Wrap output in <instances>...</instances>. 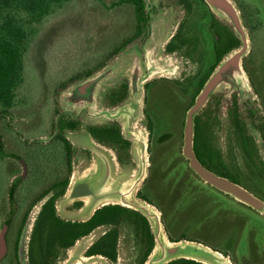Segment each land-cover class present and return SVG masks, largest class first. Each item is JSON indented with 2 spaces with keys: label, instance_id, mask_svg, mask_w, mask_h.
I'll list each match as a JSON object with an SVG mask.
<instances>
[{
  "label": "rangeland",
  "instance_id": "obj_1",
  "mask_svg": "<svg viewBox=\"0 0 264 264\" xmlns=\"http://www.w3.org/2000/svg\"><path fill=\"white\" fill-rule=\"evenodd\" d=\"M114 1L116 0H71L47 16L40 24L39 35L32 42L25 56V80L16 92L15 105L7 118H0V136L4 143L5 153L10 152L14 153L17 158H26L27 152L21 148L19 140L23 143L49 141L54 134L58 109L65 114L81 118L84 125L105 122L102 117L99 118L91 110L78 112L73 106H68L63 98L64 90L72 84L76 85L82 81L85 78L84 73L88 69L95 72L105 65L114 67L116 71L114 77L110 78L103 86L107 90L120 84L123 79H128L129 83H133L130 85L131 91L127 103L134 108V111L136 110L133 117L136 129L145 134L147 120L144 113V83L146 78L149 76L152 78L159 76L175 78L187 75L192 77L197 72L200 66L198 62L184 64L179 55H166L164 52L166 42L175 32L177 24L184 14L176 0H146L151 13L149 40L147 43L141 40L132 42L121 53L110 56L109 53L114 47L133 32L135 22L133 8L127 4L113 6ZM232 1L239 11L246 31L248 52L242 58L243 68L222 81L209 99L213 96L221 97L222 108L220 113L217 112V115L221 117L222 127L217 129L218 138L227 154V159L238 162L242 181L247 183L257 194L254 189L258 185V179L251 170L252 168L245 166L238 149L233 150L232 146L228 151L227 137L224 135L223 129L227 132V109L234 95L238 97L244 115L249 109L256 108L257 111H261L259 115L262 116L258 117L257 124H260L259 120L264 118V0H240L244 4L247 20L237 1ZM205 10L204 4L197 3L198 14L194 22H198L199 30L204 36L206 53L204 63L208 65L214 62L215 53L212 48V36L207 32L209 23ZM218 17L233 26L227 18L219 15ZM137 71L138 74H136ZM78 73L82 75L60 89L61 84L67 83L69 78L71 79ZM135 75L137 77L134 79ZM184 83L185 86L175 85V87L168 83L167 89L164 81L150 85L152 106L150 105L149 109L154 120V135L150 151L153 152V170L159 177L157 185H153V195L159 196L160 192L168 191L170 194L179 186L181 188H179L180 202L187 203L192 197L195 199L196 196H204L200 213L209 214L210 219L225 215L231 222H235L238 218L242 220L243 231L235 249L241 258L248 251L247 244L251 235L257 236L259 239L260 233L264 234V219L259 211L245 206L234 196L215 189L189 172V165L183 158L182 150L186 110L193 97L194 80L187 82L186 79ZM254 85L258 86L261 96L256 93ZM167 90L175 95L174 98L171 99L166 95ZM104 91L103 89L96 97V107L100 110L107 108ZM138 103H140L139 108ZM207 104L208 101L204 107ZM38 118L42 120V127L39 129L34 123ZM250 129L261 152L263 145L260 134L253 124H250ZM166 133H169V137L159 141V137ZM87 134L85 128L79 132L67 133V136L80 149L73 159V170L80 169L83 163L93 160L84 152L86 147L78 145ZM150 151L148 148V157H150ZM108 152L113 155V152L111 153L109 150ZM16 156L0 158V231L9 211L8 188L11 181L23 173V165ZM148 162L151 163L150 160ZM45 164L42 162V168L38 170V174L36 173L31 179L28 177L29 180L24 181L17 192L16 201L20 212L15 216L12 228L7 231L12 248L0 264H19L14 254V242L23 213L29 208L34 197L51 182V170ZM33 167L35 168L34 165ZM133 167L136 168L137 164H134ZM150 186H152L151 183ZM185 198H189V200H185ZM37 211L36 207L30 214L27 228H24L22 235L29 234V225L32 224L33 216ZM197 214L187 215L185 217L187 224L185 223V225H190L188 227L191 228V223L195 222ZM188 233L194 234V231ZM221 244L230 252L235 251L233 247L229 248L226 242L223 241ZM135 252L132 240L123 238L118 264H133ZM26 256L25 254V259L20 260L21 264L28 263Z\"/></svg>",
  "mask_w": 264,
  "mask_h": 264
},
{
  "label": "flooded vegetation",
  "instance_id": "obj_2",
  "mask_svg": "<svg viewBox=\"0 0 264 264\" xmlns=\"http://www.w3.org/2000/svg\"><path fill=\"white\" fill-rule=\"evenodd\" d=\"M145 3V15L147 18L145 30L130 43L135 42L137 40H141L142 42L147 43L150 38L151 13L148 9L146 0ZM176 3L182 7V11L184 12V14L178 22L175 32L166 42L164 46V52L166 55H179L184 61V64H189L190 62L195 64L198 62L200 66L197 72L192 75V77L190 75L175 78L159 76L151 78L150 80L145 82L144 113L147 120V128L149 130V151L151 150L152 139L154 135V120L152 118V115L150 114L149 109V106L152 102L150 98V85H153L154 83H157L159 81H164L166 82L165 87L167 89L168 83L172 84V86L174 87L175 85L185 86L184 81L186 79L187 82H191L192 80H194V93L192 97V99L194 98V104L197 96L199 95V93L201 92V90L203 89V87L205 86V84L210 79L211 75L216 69L214 68V66L217 63V49H223L225 47L222 45V34L225 30L232 28L231 25H229L218 17V15L214 12L212 7L206 0H176ZM197 3H202L206 6L205 13L207 14L209 23V29L207 32L211 34L213 41L212 48L215 53V59L214 62L208 65L204 63V56L206 54L204 48V36L201 30H199L198 22H194L195 17L198 14ZM113 50L109 53L110 56L117 54L113 53ZM212 68H214V70ZM75 75H78L79 77L82 74L78 73ZM86 75L87 74L85 71L84 76ZM78 77H72L71 79L69 78L67 83H63L60 85V89L64 88L69 82L71 83L75 81ZM205 77H207L206 82L204 83L199 93L195 95L201 80ZM254 88L256 90V93L261 96L258 86L254 85ZM166 92L167 96H169L171 99L174 98L175 95H173L170 91L167 90ZM129 93L130 83L128 79H123L120 84H118L117 86H113L106 92L104 100L107 108H113L122 103L125 99L128 98ZM193 104L189 103V107L186 110V114ZM221 104V97L213 96L211 99L208 100V104L202 109V111L197 114L201 117L202 120V132L207 136L208 139L212 141L213 146L218 150V152H220L222 160L224 161V171H226L228 175L221 176H224L241 185L264 203V118H262V120H259L260 124H257L258 117H262L259 115L261 111H257L256 108H252L246 112V115H244L241 109V105L239 103V99L236 95H234L227 109V132L223 129V131L225 132L224 135H226L227 137L228 151H230L229 149H231L232 146L233 150L238 149L245 162V166L252 168L251 170L255 174V177L258 179L257 187L255 189L253 188L257 191L256 194L252 191L251 187L247 183L242 181L240 177V168L238 167V162H236V160L229 161L227 159V154L225 153L223 146L220 143V139L218 138L217 129H220L222 127V121L220 115H217V112L220 113L222 108ZM11 111L12 109L8 113L2 115L0 118H7L11 114ZM57 117L58 118L55 121L54 125V134L52 135V138L49 141H37L35 143L31 141H27L24 143L20 140L18 141L21 148L25 149L27 152L26 158H17L14 153L10 152L5 153L3 149L4 143L0 136L4 156H16V158L23 165V173L16 176L11 181L10 186L8 188L9 211L4 219V224L2 227L3 229L4 226H7L5 232L7 253L3 259L8 256L12 248L7 231L12 228L15 216L18 215L20 212L18 211L19 206L16 201L17 192L24 183V181L29 180L27 179L28 177L31 179V177L34 176L36 173L38 174V170L42 168L41 163L43 162L46 163L45 165L51 170V182L34 197V199L30 203L29 208L25 210L21 218V223L19 225L16 239L14 242V251L16 250L15 248L17 246V261L19 264H21L19 256V244L22 239L21 237L23 236L22 233L24 231V228H27L29 216L36 207L38 208V211L33 216V222L31 225H29L30 230L28 231L29 234L26 249L28 264H30V250L33 241H35V253L37 254L39 261L42 262L40 259V245H42L44 253L47 256L46 261L44 263L42 262L43 264H69L68 261L73 247L76 246L78 241H80L84 237L89 236L95 231H99V237L94 240V242L84 252V257L89 258L99 256L103 259L102 262H96L94 264H118L120 262L121 257V243L123 238L132 240L133 245L135 247L136 252L134 255L133 264H146L155 247L156 240L148 218L140 211L119 203H108L98 207L93 213L89 215H86L82 218H73L72 215L82 210L86 206V202L83 200H75L67 204L62 203V199L69 189L74 174L73 159L80 150L79 147H77V145L72 140H70V138L67 136V133L79 132L85 128L93 140H95L97 143L109 150L111 153L113 152V155H111L120 164V166L134 165L136 164V162L132 155V142L124 136L122 124L118 120H110L106 123L84 125V122L81 118L65 114L60 109L57 110ZM235 117L239 119L240 122L243 124V128L245 130V135L247 138L243 137L241 133L238 132V129L235 124ZM34 123L36 124V127L38 129L42 127V120L40 118L36 119ZM250 124L256 126L260 134L263 145V149H261V152L259 151L256 138L250 129ZM105 125H117L120 129L122 136H124L123 138L130 142V146L128 148H125L123 143L120 142H99V138L95 136L90 130L91 128ZM166 134L169 135V133ZM59 135L64 136L71 144L73 153L71 164H67V162L65 161L64 151L61 147L60 139H58ZM164 135H161L158 140L161 141L160 139ZM84 152L87 153L90 159L94 158L93 152L90 149L85 148ZM150 153L151 154L149 160L151 161V163L149 164L148 174L145 177L142 185L139 187L137 195L140 198L146 200L147 202L153 204L159 210L164 228L169 236L170 241L174 242L181 240H189L203 243L212 248L213 250L220 252L230 261L231 264H264V234L262 233H260L259 239H257V236L254 237L253 235H251L250 240L247 244L248 251L246 255H242L241 258L238 256L237 251L235 249L238 245L237 243L240 239L241 232L243 231L242 220H240L239 218L236 219L235 222H231L229 220V217H225V215L223 217L218 216L210 219L209 214L200 213L201 206L198 205L197 196L195 199H193V197L192 199L189 197L190 201H188L187 203L184 201L180 202L181 197L179 192V186L175 189V191H172L170 194L168 193L170 191H168L165 194L160 192L159 196L153 195V185H157V180L150 182L152 186H150V184H147L148 179L154 174L152 155L153 152L150 151ZM183 157L187 160L189 165V160L184 156V154ZM33 165L35 166V168L33 167ZM155 176L157 175L155 174ZM48 177L49 175L47 176V178ZM199 179L204 181L200 177ZM12 184L15 185L13 207H11L10 205L9 194L10 187L12 186ZM207 184L210 185L209 183ZM214 188L217 189L216 187ZM189 198H185V200H189ZM49 202L53 204L54 214L58 222H56L57 224L53 226L55 240H52L53 243L51 248L49 247V232L46 224L42 226L43 224L39 225L38 223V220H40L41 218L40 215L43 211L44 206ZM242 203L251 209L253 208L259 211V213L263 216L262 218L264 219V212H262L264 210V207L262 209H256L245 202ZM194 210L195 212H193ZM197 211H199L198 214ZM139 213L146 218L147 222H145L144 218L141 217ZM194 213L197 214V218H195V222L191 223L190 228L188 227L190 225H185V217L187 215H194ZM37 225H39L38 229L36 228ZM172 229H174L173 232ZM181 229L184 230L182 231ZM192 230L194 231V234H189L188 232H191ZM35 231V235L37 236L36 238H34L33 235ZM223 241L228 244L229 248L233 247L235 251L230 252L228 249H225V247H223L221 244ZM165 264L208 263L193 258L181 257L170 260Z\"/></svg>",
  "mask_w": 264,
  "mask_h": 264
},
{
  "label": "water",
  "instance_id": "obj_3",
  "mask_svg": "<svg viewBox=\"0 0 264 264\" xmlns=\"http://www.w3.org/2000/svg\"><path fill=\"white\" fill-rule=\"evenodd\" d=\"M206 1L217 15L222 16L220 13L224 14L225 16L223 17L232 23V28L240 38L241 45L223 57L197 96L195 103L188 110L184 127L183 154L189 160L190 168L205 182L256 209H262L264 203L259 198L236 182L208 169L198 159L194 150V120L196 115L209 100L215 88L222 81L230 78L235 71L243 68L241 63L242 58L248 52L246 31L234 2L232 0ZM105 66L91 75L85 76L78 84L69 86L64 90L63 98L68 106H73L78 112L91 110L99 118L102 117L105 121L104 123L110 120L120 121L124 136L132 142V155L137 167L135 168L133 165L120 166L108 150L93 140L88 133L78 145L90 149L94 154V158L89 163H83L80 169L74 170L69 189L62 199V203L67 204L75 200L86 202V206L82 210L72 215L73 218H82L93 213L98 207L108 203H119L140 211L148 218L156 240L155 247L146 264H165L170 260L181 257L201 260L208 264H231L220 252L213 250L203 243L189 240L170 241L159 210L153 204L137 195L139 187L148 174L149 130L146 126L145 134L136 129L133 120L136 110L134 111V108L128 105V98L113 108L97 109V95L103 89L105 90L104 95L106 94L108 90L103 86L116 73L113 66ZM136 74H138V71ZM136 77L135 75L134 79ZM151 78L150 76L147 77L145 82ZM139 105L140 103H138V108ZM65 109L67 110V108ZM6 228L7 226H4L0 233V261L7 253ZM99 235V231H95L78 241L70 253L68 263L94 264L102 262L103 259L99 256L84 257L85 250ZM27 241L28 234L24 233L19 247L21 261L25 259Z\"/></svg>",
  "mask_w": 264,
  "mask_h": 264
},
{
  "label": "trees",
  "instance_id": "obj_4",
  "mask_svg": "<svg viewBox=\"0 0 264 264\" xmlns=\"http://www.w3.org/2000/svg\"><path fill=\"white\" fill-rule=\"evenodd\" d=\"M69 1L71 0H0V117L8 113L15 105L16 92L25 80V56L32 42L39 35L40 24L47 16L53 14L58 8H61ZM236 1L244 12V17L246 18L244 4L240 0ZM124 4L130 5L133 8L135 22L133 32L125 37L114 48L113 53L117 54L123 51L132 40L139 36L145 30L147 24L145 0H116L113 2V6ZM222 37V45L225 47L223 49H217V63L214 68H216L227 53L241 45V40L235 34L233 28L225 30ZM214 68L212 69L214 70ZM246 69L249 71L247 67ZM93 72L94 71L91 69L86 70V76L91 75ZM76 77H78V75L74 76V78ZM206 80L207 77L201 80L195 95H197L202 89ZM193 102L194 98L191 100L190 104H193ZM194 122V150L198 159L204 166L217 174L228 175V173L224 171L225 165L220 152H218L213 146L212 141L202 132L201 117L197 115ZM235 124L238 132H240L243 137L247 138L243 124L236 117ZM90 131L99 138L98 141L101 143L120 142L123 143L125 148L130 146V142L123 138L124 136H122L117 125L94 127L91 128ZM168 137L169 135L165 134L160 140L163 141ZM58 139H60L61 147L64 151L65 161L67 164H71L73 153L70 142L62 135H59ZM4 157L2 143L0 141V158ZM188 170L191 174L198 177L190 167H188ZM155 174L157 175L156 171H154V174L148 179L147 184H150V182L154 180H159V177L155 176ZM14 192L15 185L12 184L9 191L11 207H13ZM203 198V195L198 197L199 206H202ZM140 216L144 218L145 222H147L143 215L140 214ZM40 217L38 223L39 225L43 224L42 226L46 224L49 232V247L51 248L53 243L52 240H55L53 226L58 223L51 202L44 206ZM39 225L36 226L37 229L39 228ZM35 234L36 231L33 233L34 238L37 237ZM34 242L35 241H33L30 250V264H43L46 261L47 256L44 253L42 245H40V259L43 263L39 261L37 254L35 253ZM15 249L14 254L18 260L17 246Z\"/></svg>",
  "mask_w": 264,
  "mask_h": 264
},
{
  "label": "bare ground",
  "instance_id": "obj_5",
  "mask_svg": "<svg viewBox=\"0 0 264 264\" xmlns=\"http://www.w3.org/2000/svg\"><path fill=\"white\" fill-rule=\"evenodd\" d=\"M222 16H225L224 14L220 13Z\"/></svg>",
  "mask_w": 264,
  "mask_h": 264
}]
</instances>
